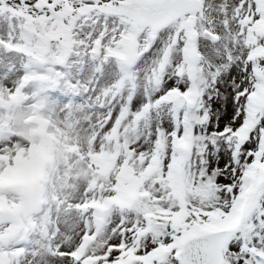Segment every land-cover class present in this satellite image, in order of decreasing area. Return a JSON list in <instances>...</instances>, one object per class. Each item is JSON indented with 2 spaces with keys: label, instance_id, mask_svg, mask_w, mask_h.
Instances as JSON below:
<instances>
[{
  "label": "snow or ice",
  "instance_id": "obj_1",
  "mask_svg": "<svg viewBox=\"0 0 264 264\" xmlns=\"http://www.w3.org/2000/svg\"><path fill=\"white\" fill-rule=\"evenodd\" d=\"M0 264H264V0H0Z\"/></svg>",
  "mask_w": 264,
  "mask_h": 264
}]
</instances>
